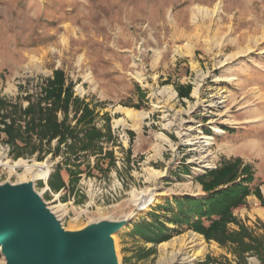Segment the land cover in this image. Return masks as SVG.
Returning a JSON list of instances; mask_svg holds the SVG:
<instances>
[{
  "label": "rangeland",
  "instance_id": "obj_1",
  "mask_svg": "<svg viewBox=\"0 0 264 264\" xmlns=\"http://www.w3.org/2000/svg\"><path fill=\"white\" fill-rule=\"evenodd\" d=\"M57 69L94 109L96 127L109 119L102 146L113 165L81 154L72 186L63 152L14 158L2 133L0 161L47 164L33 188L64 229L128 218L112 235L118 264H196L207 255L211 264H236L230 247L192 230L155 245L133 227L176 197L204 196L196 177L238 158L261 197L247 196L233 215L264 242V216L253 209L264 211V0H0V99L25 107ZM179 85L190 86L189 98ZM57 165L66 184L58 192L47 183ZM30 179L0 166V184ZM137 191L154 200L136 205ZM243 264L264 261L246 254Z\"/></svg>",
  "mask_w": 264,
  "mask_h": 264
},
{
  "label": "trees",
  "instance_id": "obj_2",
  "mask_svg": "<svg viewBox=\"0 0 264 264\" xmlns=\"http://www.w3.org/2000/svg\"><path fill=\"white\" fill-rule=\"evenodd\" d=\"M72 88V82L67 81L64 72L57 69L53 71L52 78L44 82L40 96L26 97L28 104L25 107L0 99V133L4 135L3 141L10 146L14 158L37 154V159L41 160L48 154L55 158L63 152L66 156L65 171L73 186L79 172L71 168L74 166L79 171L80 162H76L81 154L85 157L96 156V165L108 159L105 169L108 170L113 165V152L108 149L104 151L102 146V142L111 137L109 119H106L103 129L96 127L94 109L83 99L74 96ZM177 91L179 97L189 98L190 86L179 85ZM130 106L140 108L138 105ZM58 113H61V118ZM73 121L74 125L71 124ZM54 141L55 145L52 146ZM60 170L61 166L57 165L47 180L50 189L56 192L66 189ZM196 180L202 186L204 196L194 198L183 195L174 198L173 203L167 201L156 206L151 213L152 219L134 225L133 232L156 245L169 240L174 234L192 230L206 241L230 247L237 259L236 264H243L246 254L255 255L263 262L262 237L250 231L233 215L247 196L255 194L261 197L260 187L252 186L254 175L251 166H242L238 158L227 160L197 176ZM161 210L170 214L164 216L165 221L159 214ZM167 224L175 227L170 229ZM231 225L236 228L232 229ZM262 227L264 230L263 224ZM153 250L147 249L145 254ZM213 261V257L207 255L196 264H211Z\"/></svg>",
  "mask_w": 264,
  "mask_h": 264
},
{
  "label": "water",
  "instance_id": "obj_3",
  "mask_svg": "<svg viewBox=\"0 0 264 264\" xmlns=\"http://www.w3.org/2000/svg\"><path fill=\"white\" fill-rule=\"evenodd\" d=\"M128 221L104 219L68 231L32 179L0 184L2 264H118L112 235Z\"/></svg>",
  "mask_w": 264,
  "mask_h": 264
},
{
  "label": "bare ground",
  "instance_id": "obj_4",
  "mask_svg": "<svg viewBox=\"0 0 264 264\" xmlns=\"http://www.w3.org/2000/svg\"><path fill=\"white\" fill-rule=\"evenodd\" d=\"M128 111L130 113H133L132 109H130ZM210 142H207L206 144H209ZM196 162L197 163L202 162L201 156L198 157ZM0 166H2L4 168L5 167L8 168L10 172H13L17 168H22L24 174L29 175L31 177V179H46L47 175H48V166H47L46 163H38V162H35V161L33 163H27L25 160L19 159L16 162H14L13 165H10V164H8L6 162L0 161ZM133 198H134L133 200H134L135 204L136 205H140L141 204L142 207H146L148 204H150L154 200L152 194H148V193L143 192V191L135 192L134 195H133ZM162 247H163V245H162ZM163 255H164V252H163Z\"/></svg>",
  "mask_w": 264,
  "mask_h": 264
},
{
  "label": "crops",
  "instance_id": "obj_5",
  "mask_svg": "<svg viewBox=\"0 0 264 264\" xmlns=\"http://www.w3.org/2000/svg\"><path fill=\"white\" fill-rule=\"evenodd\" d=\"M249 201H250V199H249V197L247 198V201L246 202H248L249 203ZM252 202H254L253 200H252ZM246 204V203H245ZM244 204V205H245ZM255 206H254V213H255V216H258V215H261V216H264V211L261 209V208H259V207H257V205L256 204H254ZM242 207V206H241ZM240 208V207H239ZM236 210H238V208H236L235 209V212H236ZM250 210H251V208H250Z\"/></svg>",
  "mask_w": 264,
  "mask_h": 264
}]
</instances>
